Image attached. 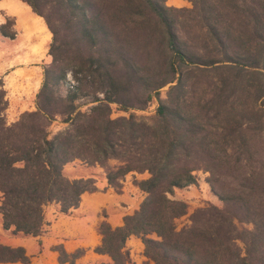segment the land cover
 <instances>
[{
    "label": "trees",
    "instance_id": "1",
    "mask_svg": "<svg viewBox=\"0 0 264 264\" xmlns=\"http://www.w3.org/2000/svg\"><path fill=\"white\" fill-rule=\"evenodd\" d=\"M20 1L50 32V59L34 109L11 122L0 77L2 228L40 236L46 207L68 214L95 176L119 193L146 173L138 208L97 227L102 264H135L131 236L153 264H264V0ZM10 21L0 35L14 39ZM73 162L101 172L70 177ZM201 182L219 203L187 214L175 191ZM56 248L61 262L80 252ZM29 260L0 243V263Z\"/></svg>",
    "mask_w": 264,
    "mask_h": 264
},
{
    "label": "crops",
    "instance_id": "2",
    "mask_svg": "<svg viewBox=\"0 0 264 264\" xmlns=\"http://www.w3.org/2000/svg\"><path fill=\"white\" fill-rule=\"evenodd\" d=\"M166 4L176 7L190 6L188 0H166ZM6 18H13L16 39L19 37L18 32L21 33L18 39V48L24 50L25 58H41L43 53L37 58H31V55L28 53L40 42L34 31L33 20H38L47 32L50 33L43 19L33 13L27 4L20 0H0V25L5 22ZM50 37L51 34L48 37L45 48L50 41ZM5 53L6 51L0 45V57H3L2 55ZM6 60L8 61L9 58ZM1 61L0 70L8 66L6 61ZM4 64L7 66H4ZM15 71H17V68L12 70V72ZM21 99L23 101L26 100L24 97H21L19 100ZM11 103L10 98L9 108L6 111L7 117ZM30 104L28 110L34 109V103L31 102ZM8 122L11 121L8 120ZM84 171L85 174H82L84 176L101 172L100 168H84ZM79 175L81 174H75L72 177ZM133 175L137 179L147 177L146 173L127 174L122 181V188L119 193L108 186L104 177L95 176L98 190L84 192L81 195L79 206L73 208L68 214L59 213L54 205H48L45 209V218L48 224L45 232L40 236L12 235L9 230L2 228L0 215V243L9 246H22L30 257L27 263L3 262L0 264H102L109 262L110 258L107 254L97 253L94 250L101 242V235L98 233L97 227L101 221H106L112 227L120 226L123 223L124 215L130 214L138 208L144 198V193L132 183ZM39 240L40 245L38 244ZM57 246H60L66 254L80 252L72 262L68 259L61 262L59 261L60 252L56 248ZM127 246L135 264H153L151 260L144 256L143 244L139 238L131 236L127 240Z\"/></svg>",
    "mask_w": 264,
    "mask_h": 264
},
{
    "label": "rangeland",
    "instance_id": "3",
    "mask_svg": "<svg viewBox=\"0 0 264 264\" xmlns=\"http://www.w3.org/2000/svg\"><path fill=\"white\" fill-rule=\"evenodd\" d=\"M7 19L8 18H6V20ZM33 24L34 31L37 34L36 37L40 39V42L28 54L31 55V58H37L40 57L43 53L42 57L39 59L25 58L24 50H20L18 48V39L21 36L20 32H18L19 37L17 39L16 37L12 40L0 39V45L6 51V53L2 55L3 57H0V61L4 60L8 63V66L4 64V66L7 67H4L0 70V77L4 79L5 88L8 94V100L10 101L11 98L12 102L11 108L7 114L8 117L6 116L7 121L15 120L20 112L28 110L31 105V102L34 103V95L36 93V90H38L42 79V66L43 64L47 63L50 59L47 55V48L49 42L45 48V44L48 40L50 33L47 32V30L41 25L38 20H33ZM14 30V26L13 24L11 25L10 21V25L8 24V26L5 27V31L12 32ZM0 38L3 37L0 35ZM7 58H9L8 61L6 60ZM0 63H2V61ZM14 68H17V71L12 72ZM21 97H24V99L26 100H19ZM154 107L155 102H152L147 106L144 111H138L137 113L144 115L149 114L153 111ZM117 115H125V113L114 111L112 114V116ZM58 128L59 123L54 122L51 125L50 129L54 132ZM84 168L85 167L80 165L78 162H73L65 166V173L70 177L75 174H85ZM174 195L175 197L186 201V203L188 204L187 214L191 213L194 208L202 206L207 202H213L216 204L219 203V201L210 193L207 184H205L204 182H201L199 186H191V188L188 187L186 189L177 190ZM177 222L179 225H182L186 222V216L182 217L181 219H178Z\"/></svg>",
    "mask_w": 264,
    "mask_h": 264
}]
</instances>
